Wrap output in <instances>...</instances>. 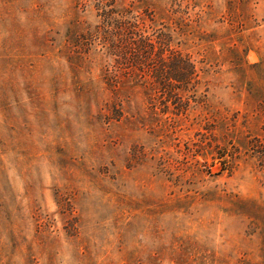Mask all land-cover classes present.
<instances>
[{"label":"rangeland","instance_id":"374dc122","mask_svg":"<svg viewBox=\"0 0 264 264\" xmlns=\"http://www.w3.org/2000/svg\"><path fill=\"white\" fill-rule=\"evenodd\" d=\"M124 10L199 83L118 118ZM0 264H264V0H0Z\"/></svg>","mask_w":264,"mask_h":264},{"label":"trees","instance_id":"16d2710c","mask_svg":"<svg viewBox=\"0 0 264 264\" xmlns=\"http://www.w3.org/2000/svg\"><path fill=\"white\" fill-rule=\"evenodd\" d=\"M133 11H111L119 17L110 18L103 27V48L111 58L105 78L108 86L105 108L113 109L118 118L123 117L125 105L133 102L129 89L142 88L151 99L158 89L172 85L174 90L181 85L189 87L193 80L195 85L199 83L191 57L171 49L163 36L154 41L143 18L129 17Z\"/></svg>","mask_w":264,"mask_h":264}]
</instances>
